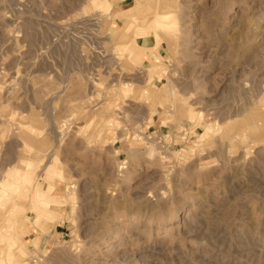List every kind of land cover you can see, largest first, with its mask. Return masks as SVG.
<instances>
[{"label": "rangeland", "instance_id": "rangeland-1", "mask_svg": "<svg viewBox=\"0 0 264 264\" xmlns=\"http://www.w3.org/2000/svg\"><path fill=\"white\" fill-rule=\"evenodd\" d=\"M0 264H264V0H0Z\"/></svg>", "mask_w": 264, "mask_h": 264}]
</instances>
